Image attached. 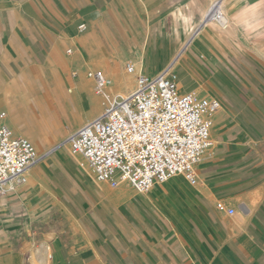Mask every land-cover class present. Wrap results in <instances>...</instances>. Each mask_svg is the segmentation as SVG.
<instances>
[{
	"label": "crops",
	"instance_id": "crops-1",
	"mask_svg": "<svg viewBox=\"0 0 264 264\" xmlns=\"http://www.w3.org/2000/svg\"><path fill=\"white\" fill-rule=\"evenodd\" d=\"M221 1L0 0V116L39 150L0 196V264H264V0ZM114 54L221 100L196 183L113 188L63 151L107 104L86 60Z\"/></svg>",
	"mask_w": 264,
	"mask_h": 264
},
{
	"label": "built area",
	"instance_id": "built-area-1",
	"mask_svg": "<svg viewBox=\"0 0 264 264\" xmlns=\"http://www.w3.org/2000/svg\"><path fill=\"white\" fill-rule=\"evenodd\" d=\"M208 17L220 21V7ZM127 70H135L133 62ZM159 74L156 79L139 75L134 94L114 97L106 92L107 79L101 72L89 74L107 104L69 139L70 152L82 155L96 179L113 188L127 182L147 192L178 174L192 184L197 181L195 167L212 143L213 117L222 108L221 100L195 90L181 92L172 66ZM38 158L28 138L1 124L0 196L25 184L27 170ZM217 208L233 213L223 202Z\"/></svg>",
	"mask_w": 264,
	"mask_h": 264
},
{
	"label": "bare ground",
	"instance_id": "bare-ground-1",
	"mask_svg": "<svg viewBox=\"0 0 264 264\" xmlns=\"http://www.w3.org/2000/svg\"><path fill=\"white\" fill-rule=\"evenodd\" d=\"M226 3H227V1L225 0L224 5ZM228 10L227 9H224V7L222 8V12L224 13V15H223V17L221 18L220 21L212 20V18H209L208 17V18H206L205 23H208L209 26H215L216 28L220 29L221 31H223L225 33L232 32L233 31V28H232V25L229 23V13H228ZM243 20L244 19L241 16V20L240 21H243ZM246 26L247 27L248 26H251V23L247 22ZM192 30L193 31H195V30L198 31L199 28L196 29V27H193ZM138 42L143 43V40H140L139 39ZM86 63H87V65H91L90 71H92L91 72L92 74H94L96 71L97 72L99 71V72H101L106 77V79H107V87H106V90H107V93L109 95H111V97L112 96H115V95H118V94H121V95H127L129 93L130 94H134L137 91L136 88H137V85H138V82H137L138 76L139 75H142V71H140V67L142 65L141 62L135 64V70H133V71L127 70V67H126L127 62H125V60H123L121 58V55L120 54H114L113 61L109 60V58L107 56L100 55V57L98 59H96V60H92V61L86 60ZM95 67H98V68H95ZM159 76H160V74L159 75L157 74V75H153L152 77L156 79V78H159ZM86 78H87V76H86ZM90 78H93V76L90 77ZM47 79H48V81L50 83L55 84L56 82L60 81V76L57 75L56 73H52V74H50V75L47 76ZM88 80H92V79H88ZM33 95H34L33 92H31V98H32ZM7 102H10V100L8 99ZM0 117L2 118L0 122H2L3 124H7L8 114L5 112ZM12 130L16 131V129H14V128H12ZM26 135L28 136V138H30L29 137L30 134L27 133ZM206 152H207V150H206ZM204 154L201 156L199 162L197 163V165L195 167V170H196V174L197 175H198V166H199V163L204 158L203 157ZM180 175L184 176L183 174H178L176 176H180ZM179 185H181V184H179Z\"/></svg>",
	"mask_w": 264,
	"mask_h": 264
},
{
	"label": "rangeland",
	"instance_id": "rangeland-1",
	"mask_svg": "<svg viewBox=\"0 0 264 264\" xmlns=\"http://www.w3.org/2000/svg\"><path fill=\"white\" fill-rule=\"evenodd\" d=\"M211 135H212V131H211ZM62 146H63V145H62ZM64 148H65V149H63V151H65V152L68 153L69 150H70V145H68L67 147H64ZM209 149H210V148H209ZM209 149H208V150H209ZM37 150H38V149H37ZM208 150H207V151H208ZM38 153H39V150H38ZM206 153H207V152H206ZM202 160H203V159H202Z\"/></svg>",
	"mask_w": 264,
	"mask_h": 264
}]
</instances>
